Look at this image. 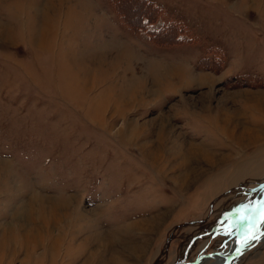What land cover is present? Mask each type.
Masks as SVG:
<instances>
[{
    "label": "rangeland",
    "instance_id": "obj_1",
    "mask_svg": "<svg viewBox=\"0 0 264 264\" xmlns=\"http://www.w3.org/2000/svg\"><path fill=\"white\" fill-rule=\"evenodd\" d=\"M1 162L0 239L52 200L93 220L50 228L56 264L194 262L257 205L232 264H264V0H0ZM49 236L0 264H49Z\"/></svg>",
    "mask_w": 264,
    "mask_h": 264
},
{
    "label": "bare ground",
    "instance_id": "obj_2",
    "mask_svg": "<svg viewBox=\"0 0 264 264\" xmlns=\"http://www.w3.org/2000/svg\"><path fill=\"white\" fill-rule=\"evenodd\" d=\"M45 32L43 33V37H41L43 44L46 43V41H45L46 33ZM77 69H78V71H81V72L84 70L83 66L81 67L79 65L77 66ZM83 87H84V85H83ZM108 104H109V97H108L107 93L105 95H102V97L99 99V101H95L93 103L94 113L95 112L99 113V116L97 115V118L101 117V115H102L101 113H104L103 111ZM99 120L102 121V118H100ZM256 138H257V136H255L254 139H256ZM158 159H159V157L157 158L155 156H153L151 158L153 163H156V161ZM2 164H5V163H3V162L0 163V179H1V176L3 173L1 171V169H2L1 165ZM37 197H38V199H41L39 196H37ZM42 201H40V202H42ZM42 206H43V208L39 213V221H40L41 225L43 226V228H41V230H36V229L30 227L29 229L26 230L25 234H23V235L18 234L19 232H18L17 228H12L10 231H7V232H6V230H4L5 232H4V234H2L1 239H0V256L1 257L4 255V252L8 249V246H10L11 243L16 244V242L23 241L24 244H26L25 247L27 248V250H29V253H30L31 248H36L40 245H44V241H46L48 239V236L51 235L50 234V228L53 225L54 226H57V225L60 226V223L63 222V220H68V222H67L68 225L73 228L72 232H74V231L76 232L75 234L73 233V235H75L74 236L75 238H77L76 234H77L78 230L75 228L74 220L80 219V221H83L85 223H89L90 221L93 222V220L88 219V216H87L88 213L87 212L76 210V205H74V203H73V196L71 198H67L66 200H63V201L55 200L53 202V200H52L51 204H49V205L43 204ZM74 214L77 215V218L74 216ZM83 227L85 229L87 227V224L83 225ZM47 230H48V234L45 235L44 233ZM86 232H87V234L85 233L86 236H84L82 238V244H86V245L92 244L95 242V240H97V238H99V236L94 232V230L90 229V230H87ZM64 235H65V229H63L62 232H59L57 234V237L49 236L50 238H53V240L50 242L48 241V245L45 246L46 252H44V257H47V258L49 257V264H56L57 263V252L61 246V241H62ZM262 239H264V234L261 235L260 239H258V240L260 241ZM246 243H242V245L245 246ZM82 244L79 245V248L84 247ZM235 247H237V245L232 247V248H235ZM245 249H246V247H245ZM211 259H215V258H210V259L205 260V261H209ZM205 261H203L201 264L205 263ZM215 262L218 264L217 260ZM23 264H26V263H23Z\"/></svg>",
    "mask_w": 264,
    "mask_h": 264
},
{
    "label": "water",
    "instance_id": "obj_3",
    "mask_svg": "<svg viewBox=\"0 0 264 264\" xmlns=\"http://www.w3.org/2000/svg\"><path fill=\"white\" fill-rule=\"evenodd\" d=\"M262 206L261 205H257L256 207H254L249 213L243 214L241 216V225L239 227V229L236 232V242H237V247L232 248L230 250H228L227 252H217V253H213V254H209V255H204L203 257L197 259L194 262H187V263H183V264H201L203 261L208 260L210 258H215L218 262V264H232L234 261H236L244 251L247 250V248L245 249L244 245H242L241 243L238 244V242L241 239V234H242V230L245 226V223L248 222L249 220L251 221L255 215L261 210ZM261 235L257 236L256 239H260Z\"/></svg>",
    "mask_w": 264,
    "mask_h": 264
},
{
    "label": "crops",
    "instance_id": "obj_4",
    "mask_svg": "<svg viewBox=\"0 0 264 264\" xmlns=\"http://www.w3.org/2000/svg\"><path fill=\"white\" fill-rule=\"evenodd\" d=\"M202 233V231H199V232H197V233H195V234H193V236H190V238L189 239H187V241H184V243H183V245H184V247H185V250H184V254H183V256H188L189 258H191L192 256L190 255V254H188V251H189V248L191 247V244H193L194 242L196 243H198V242H201L202 240L200 239V234ZM196 235H197V237H196ZM194 237H196V238H194ZM174 241V240H173ZM178 256H175V259H178L177 258ZM187 260V259H186Z\"/></svg>",
    "mask_w": 264,
    "mask_h": 264
},
{
    "label": "snow or ice",
    "instance_id": "obj_5",
    "mask_svg": "<svg viewBox=\"0 0 264 264\" xmlns=\"http://www.w3.org/2000/svg\"><path fill=\"white\" fill-rule=\"evenodd\" d=\"M261 223H264V211L261 212ZM250 238L256 239V236L252 235ZM246 242H247V240L244 241V243H246Z\"/></svg>",
    "mask_w": 264,
    "mask_h": 264
},
{
    "label": "trees",
    "instance_id": "obj_6",
    "mask_svg": "<svg viewBox=\"0 0 264 264\" xmlns=\"http://www.w3.org/2000/svg\"><path fill=\"white\" fill-rule=\"evenodd\" d=\"M145 13V12H144ZM150 15V14H149ZM153 16H151V18H152Z\"/></svg>",
    "mask_w": 264,
    "mask_h": 264
}]
</instances>
